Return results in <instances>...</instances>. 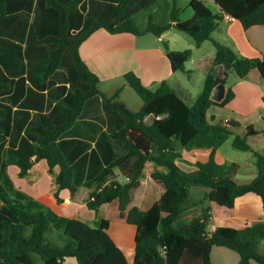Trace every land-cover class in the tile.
I'll return each mask as SVG.
<instances>
[{
    "label": "trees",
    "instance_id": "trees-1",
    "mask_svg": "<svg viewBox=\"0 0 264 264\" xmlns=\"http://www.w3.org/2000/svg\"><path fill=\"white\" fill-rule=\"evenodd\" d=\"M137 1L143 3L130 9ZM155 1L104 4L108 8L105 17L90 16L84 21L80 0H0V26L4 17L15 11L35 9L43 14V24L31 30L25 49L18 44H0V91L7 95L14 90L9 99L17 104L26 88L28 95L21 108L39 110L32 119L29 110L20 108L13 113L12 107L0 104V153L7 137L12 138L4 166L18 167L21 178L40 160H46L52 175L59 169L56 191L37 200L15 191L5 169L1 171L0 264H64L67 258H75L77 264H212L214 247L238 253L239 264H264V253L260 252L263 221L208 230L218 215L231 213L237 201L248 195L261 201L264 215V130L249 126L239 136L229 128L237 127V122L212 124L207 119L212 105L225 106L234 97L229 88L222 101L212 99L215 87L226 84L225 78L218 77L221 68L225 76L234 72L239 79L257 69L264 79L263 58L242 57L212 36L224 15L240 21L245 29L264 25V0H212L220 13H213L201 0H191L193 17L186 21L180 20L178 0H173L168 25L159 26L150 17L146 30L140 31L132 15ZM93 2L89 0V4ZM101 28L111 34L156 37L175 29L188 34L198 48L211 41L215 59L195 103L189 105L165 81L156 89L148 88L131 72L124 79L141 98L140 110L132 111L119 101L120 89L111 95L103 93L100 79L79 55L81 44ZM162 45L173 71L186 72L192 51H174L166 41ZM4 69L20 78L12 84L3 81ZM59 69H64L65 77L57 72ZM26 80L36 87L27 85ZM57 80H61L59 86H55ZM100 104L104 116H97L94 110ZM89 112L107 130L94 148L85 143L83 149L66 159L58 141L91 115ZM21 133L17 146L13 139L15 135L19 139ZM230 138L234 149L253 155L258 174L249 183L236 181L238 163L219 164L215 160L216 150ZM193 148H209L212 152L207 162H198L194 171L186 172L177 161L182 149ZM116 168L125 177L124 183L115 179ZM2 180L9 183L14 196L2 186ZM192 187L209 189L205 200H193ZM64 190L69 192L71 203L86 205L96 213L105 208L94 226L58 214L67 202L60 195ZM196 205L202 206L201 213L189 222L183 221V215ZM112 224L136 226L132 262L109 234Z\"/></svg>",
    "mask_w": 264,
    "mask_h": 264
},
{
    "label": "crops",
    "instance_id": "crops-1",
    "mask_svg": "<svg viewBox=\"0 0 264 264\" xmlns=\"http://www.w3.org/2000/svg\"><path fill=\"white\" fill-rule=\"evenodd\" d=\"M93 1V5H91L89 4V0H80L78 6L84 21L90 16L105 17L107 15L105 11L108 8L103 5H118L121 0ZM162 1L163 0H157L148 7L138 11L137 13H134L132 15L133 21L135 16L141 12L151 8L155 9L159 7L158 5L162 3ZM208 1L212 0H202V2L213 13H220L219 7L213 2L214 9H211ZM142 3V1L133 2L129 8L137 9V7L141 6ZM163 5V9L168 16V20L165 23H161L160 21L156 20L154 15L153 19H155L156 24L159 26H166L171 22L170 17L174 5L173 0L172 3L168 1ZM94 6L97 7L96 10L93 9ZM177 7L180 9L178 1ZM159 9L160 8H157V10L154 12L158 11ZM192 17L193 15L189 17V19ZM42 24L43 14L42 12L37 13L35 9L32 11L20 10L8 13L4 17L2 25L0 26V44H18L25 49L31 30L35 27L34 29L36 31V29L40 28ZM136 24L137 23H135V25ZM138 27L137 28L140 31L146 30L141 29L140 26ZM172 30L173 29L167 31L161 37L154 36L155 40H145L147 39L144 38L145 35L135 36L130 33L111 34L105 29L101 28L96 30L86 41L81 44L79 47V55L82 61L88 66L90 71L98 76L100 79L99 89L105 94L111 95L119 89L121 92H123L126 89V85H128L124 79V76L131 72L140 78L145 86L151 89H156L160 83L165 81L183 98L184 91L181 89V80L179 78V72L182 71H173L171 63L162 45V42L166 41L171 49L172 39H170L169 33ZM72 31L78 32L77 29H72ZM216 32L219 35L218 39L214 38L216 41L230 45L242 57L250 59H264V25H255L245 29L240 21L224 15L220 28ZM172 38L177 40L176 36L174 38V35ZM205 43H203L199 48L195 46V43L191 45L190 48L193 47L190 49L192 51V57L187 63L193 62L194 49H202ZM215 54V51L208 54H201L197 56V59L195 60L196 68L194 70L199 71L203 75L204 85L206 76L210 68L213 66ZM22 63L25 64L26 61ZM187 71L189 75L183 72L182 73L190 78V72H192V70ZM57 72L64 73L65 77L66 72L64 69H59ZM24 77L26 78L27 74L24 75ZM218 77L226 79L225 95L227 90L231 88L234 92V97L225 106L212 105L207 111L208 121L212 124H217L219 122L225 123L226 121H235L238 123V126L229 128L235 135L239 136H243L249 126H253L254 129L258 131L264 130V79H262L260 72L257 69H254L248 74L246 78L239 79L236 77L231 83L228 82L229 75L225 76L224 71L221 73L219 70ZM19 78L20 77H12L6 69L3 70V81L12 84ZM63 79L64 80L62 82H65V78ZM60 81L61 80H57L55 86H59ZM117 81L121 82L120 84L122 85L120 87L116 89L113 87H110L109 89H103V87L106 85L119 83ZM26 82L27 85L29 84V86L36 87V84L33 85L28 80H26ZM14 92L15 91L13 90L10 94L6 95L0 91V104L3 108L12 107L13 113L21 108L20 104L28 95L27 89L24 88V90H22L21 99L17 102V104H13L9 98ZM45 92L47 93V91ZM201 93H196V97H198ZM123 103L126 105L125 102ZM21 110H29L32 119L39 112L38 109L31 108H21ZM94 110L97 112V116H104L101 104L98 105V107ZM92 113L89 112L88 114L91 115H87L85 118H83V120L79 122V126L75 127V129H73V131L67 135V137L58 141L66 159L72 158L77 151L83 149L85 147V143H90L91 149L94 148L95 144L99 140L100 135L107 130L106 125L101 120H98ZM22 135L23 133H21L19 139L18 135H15V138L13 139V141L15 140L17 146L20 143V138ZM11 142L12 138L10 136L7 137V139L3 142V151L0 153V175H3V172L1 171H4L5 169L6 176H8L9 180L14 186L13 189L26 194L32 200H37L45 194H50L56 191L55 175L58 173L59 169H55V175L50 174L46 160H40L38 163H36L30 170L29 174L24 178L19 177V169L15 165H8L5 168L4 161L7 160V152L12 148ZM221 149L222 146L215 152L216 162L219 164L238 163L240 165V169L235 179L239 184L249 183L257 177L258 170L251 153L245 157L246 160L244 162L233 160L228 161L229 159L227 157L222 156ZM211 152L212 149L209 148H193L191 150L182 149V157L177 161V163L181 162L183 165L186 164L185 166L187 168H190L191 171H194L196 169V163L207 162L210 158ZM85 154V152L80 153V155H78L76 158L79 159ZM114 173L115 179L121 183L126 181L125 177L121 174L118 168L114 170ZM1 184L10 196H14V191L9 189L10 185L8 182L2 180ZM206 189L202 190L204 197L197 201L205 200L206 195L209 193V189ZM60 195L67 201L58 211L60 216L80 219L92 226L95 225L96 221L104 214L105 208H101L100 211L96 213L92 210H89L86 205L71 203L69 201L70 194L67 190L61 191ZM205 203H207V201H205ZM238 203L240 205L239 213L241 215H238ZM201 208V205H196L192 209ZM263 220L264 215L262 214L261 201L254 195H248L237 201L236 206L231 213H223L218 215L215 221L209 225L208 230L213 231L216 226H230L239 228L245 226L246 224H252L253 222L255 223ZM109 234L115 241L116 245L124 252L128 260L132 262L134 259L133 243L137 234L136 226L112 224L109 229ZM211 261L212 264H239L240 256L238 253L228 248L214 247L211 251ZM64 264H77V262L75 258H67ZM252 264L259 263L252 261Z\"/></svg>",
    "mask_w": 264,
    "mask_h": 264
},
{
    "label": "rangeland",
    "instance_id": "rangeland-1",
    "mask_svg": "<svg viewBox=\"0 0 264 264\" xmlns=\"http://www.w3.org/2000/svg\"><path fill=\"white\" fill-rule=\"evenodd\" d=\"M170 2L172 3V0H163L162 3H160L157 8H160L158 11L154 12L155 10H157V8L155 9H149L146 11L141 12L140 14H138L137 16H135L134 22L137 23L136 25L140 26L141 29H146L147 25H148V20L149 17L152 16L154 18V15L156 17L157 21H160L161 23H165L168 20V16L167 14L164 12L163 9V4H165L166 2ZM191 0H178V5L180 7V15L179 18L181 21H186L187 19H189V17H191L193 15V12L191 10V8L189 7V2ZM202 1V0H201ZM210 8L214 9V3L213 1H208ZM185 8V10H184ZM155 21V19H154ZM156 22V21H155ZM137 26V27H138ZM139 28V27H138ZM140 29V28H139ZM174 35V38L176 36L177 40H174L172 37ZM213 38L218 39L219 35L217 32L213 33ZM169 37L171 40V49L174 51H184L187 49H192L190 48L191 45L194 44V40L186 33L178 31L173 29L170 33H169ZM144 38H147L145 40H155L154 35L152 34H147L145 35ZM215 51V47L214 45L210 42L207 41L204 45V47L200 50L194 49V60L193 62H189L186 64L187 66V70H192V72H190L191 77L189 78L188 76H186L185 74H188V71L184 72H179V78H180V85H181V89L184 91V96L183 98L185 99V101L189 104V105H193L197 99L196 97V93H201L203 87H204V77L203 75L199 72L194 70L196 68V64H195V60L197 59V56L201 55V54H208L211 52ZM222 71H224V69H220V72L222 73ZM189 75V74H188ZM236 74L234 72H230L229 73V78H228V82L231 83L232 81L235 80L236 78ZM119 83H115L113 85H106L103 87V89H109L110 87H113L114 89L120 87L122 84H120V81H117ZM119 101H123L126 103L127 107L132 110V111H138L141 109L143 102L141 100V98L138 96V94L135 92V90L129 86L126 85V89L120 93L119 95ZM150 121V120H148ZM221 154L223 157H227L229 160L228 161H239V162H244L246 160V156L249 154L248 152H243V151H239L237 149H234L232 147V138L228 139L223 145H222V149H221ZM179 166L182 167V169L186 172H191L190 168H187L185 165H183L181 162L177 163ZM143 182H145V179H143ZM203 189L206 188H202V187H192L191 188V194H192V198L193 200H199L202 199L204 196L203 194ZM208 190V189H206ZM240 210V205L238 203V215ZM199 213H201V209H190L189 211H187L184 215H183V221L189 222L191 219H193L194 217L198 216ZM241 215V214H240ZM264 222V220H263ZM254 223V222H253ZM94 226V225H92ZM260 252L264 253V241L262 242L261 246H260ZM39 264H41L39 262Z\"/></svg>",
    "mask_w": 264,
    "mask_h": 264
},
{
    "label": "water",
    "instance_id": "water-1",
    "mask_svg": "<svg viewBox=\"0 0 264 264\" xmlns=\"http://www.w3.org/2000/svg\"><path fill=\"white\" fill-rule=\"evenodd\" d=\"M226 92V87L224 83L219 84L215 87L213 91L212 99L216 102H220L224 99Z\"/></svg>",
    "mask_w": 264,
    "mask_h": 264
},
{
    "label": "built area",
    "instance_id": "built-area-1",
    "mask_svg": "<svg viewBox=\"0 0 264 264\" xmlns=\"http://www.w3.org/2000/svg\"><path fill=\"white\" fill-rule=\"evenodd\" d=\"M227 16V15H226ZM229 17V16H228ZM225 124H228V122L226 121Z\"/></svg>",
    "mask_w": 264,
    "mask_h": 264
}]
</instances>
